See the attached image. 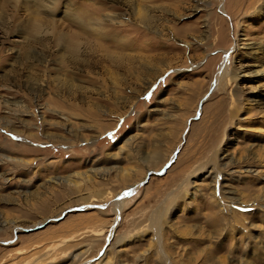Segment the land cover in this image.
Wrapping results in <instances>:
<instances>
[{
	"label": "rangeland",
	"instance_id": "1",
	"mask_svg": "<svg viewBox=\"0 0 264 264\" xmlns=\"http://www.w3.org/2000/svg\"><path fill=\"white\" fill-rule=\"evenodd\" d=\"M0 264H264V0H0Z\"/></svg>",
	"mask_w": 264,
	"mask_h": 264
},
{
	"label": "bare ground",
	"instance_id": "2",
	"mask_svg": "<svg viewBox=\"0 0 264 264\" xmlns=\"http://www.w3.org/2000/svg\"><path fill=\"white\" fill-rule=\"evenodd\" d=\"M116 209H118V208H116Z\"/></svg>",
	"mask_w": 264,
	"mask_h": 264
}]
</instances>
